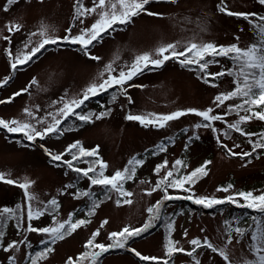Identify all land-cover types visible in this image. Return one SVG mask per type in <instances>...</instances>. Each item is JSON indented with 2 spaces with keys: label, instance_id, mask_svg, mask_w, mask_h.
Returning a JSON list of instances; mask_svg holds the SVG:
<instances>
[{
  "label": "rangeland",
  "instance_id": "obj_1",
  "mask_svg": "<svg viewBox=\"0 0 264 264\" xmlns=\"http://www.w3.org/2000/svg\"><path fill=\"white\" fill-rule=\"evenodd\" d=\"M5 2L6 0H0V36L9 35L4 27L9 21L19 23L23 28L21 32L12 36L11 44L0 38V81L11 76L9 82L0 87V100L7 101L15 92L26 87L33 77L38 81L27 93L15 97L10 103L0 104V118L6 120L30 119L24 113L25 108H30L37 118L46 117L47 122H50L51 117L47 114L55 113L61 106L53 102L59 101L61 97L71 98L80 94L90 82L97 79L105 64L115 61L114 67L119 70L126 64H130L136 55L151 53L161 44L176 41L186 43L195 39L196 42H213L217 45L238 43L243 48L247 47L253 39L245 21L229 17L217 10L220 0H180V3L175 6L154 3L150 10L163 13V18L142 14L134 18L130 24L117 25L115 30H109L100 43L91 47L92 54L101 57L99 61H92L85 57L80 52L79 45L61 42L47 46L38 58L28 65L18 67L16 72H12L5 50L11 48L14 54L23 50L30 33L38 32L41 24L48 26L50 34L63 37L66 35L65 30L69 27L73 28L72 34L75 35L81 28L90 26L94 22V17H87L84 24L75 22L73 20L74 0H43L42 4L37 0H32L31 4L20 0V3L12 6L8 12L2 10ZM91 2L92 0H83L85 6L90 7ZM226 2L232 11L257 12L264 15V6L258 5L256 0H226ZM201 26L205 30L201 31ZM237 36L238 41L235 39ZM38 40V36L32 37L33 44ZM218 59L220 63L210 65L209 71L215 73L231 67V61L228 59ZM199 75L195 68L192 70L181 68L176 61H169L159 69H146L142 75L130 82L144 86L129 89L133 103L129 104L124 96H119L118 100L112 103L111 94L113 92L118 94V90L110 89L101 100L89 103V107H93L95 113L111 108L112 113L109 117L94 123L82 124L78 129L65 131L60 138L53 135L43 141L37 140L35 144H30L24 140L22 134L7 133L6 130L0 129V172L5 173L6 178L22 181L27 177L35 181L30 190L39 197L40 201L47 202L53 197L59 201L58 218L60 220L67 219L69 213L79 211L82 205H89L90 201L88 198L76 199L70 194L77 188L69 189L63 195L60 194L64 185L72 183L77 174L66 166H54L39 147L40 144H44L54 153L63 151L67 145L77 140L88 149L99 145L100 157L109 165L106 171L108 175L117 169H122L133 156L146 160L137 172L136 178L127 185V190L133 193L130 198L133 203L118 206L116 204L118 196L111 193V199L102 200L92 217L83 215L82 211L78 212V217L90 219L91 223L78 229L65 240L57 242L53 246L55 251L43 264H65L68 257L78 256L85 250L83 245L90 238L91 233L100 228L101 222L105 219L109 223L100 229L101 234L97 237V242L105 244L110 243L107 239L108 233L118 231L124 226H141L148 217L146 209L163 195L162 192L157 191L149 196L147 190L160 178L153 170L164 160L168 161L169 168L176 159L184 160L187 168L181 169L182 173L195 169L205 160L212 161L208 166L209 175L194 186V192L197 195L224 197L228 193L217 192L216 189L227 186L229 183L234 185L231 191H253L255 194L264 192V150H258L260 158H256L257 154H254L250 164H246L247 158L241 160L239 157L229 156L226 149L217 143V133H213L210 129L194 128V125L200 122V118L193 114L172 121L163 129L144 128L138 122L124 119L129 113L168 114L187 108L199 110L215 108L214 97L234 87L231 77H221L214 81L218 87H212L203 83L198 78ZM236 102L238 101L226 103ZM225 111L226 106L215 109L214 114L223 115ZM225 119L228 122H234L238 117L232 113ZM32 122L35 123V121ZM74 122L76 124L79 121L75 119ZM37 126L42 128L45 125ZM214 126L221 130L220 138L229 148H233L238 153L251 151L252 146L247 142V137L232 132L231 138H225L222 132L226 125L217 121ZM242 127L247 132L261 133L264 130V122L253 120ZM197 135L199 139L194 138ZM255 138L256 136L252 137L254 141ZM167 142L170 144L165 152L157 156L153 155L156 145L161 143L165 145ZM236 144L240 147L235 148ZM65 159H71V157L66 156ZM163 174L162 171L160 175ZM80 185L83 190L91 189L94 193L105 190L100 186H90L86 178H81ZM173 194L177 193L173 192ZM16 204L24 206L22 190L15 185L0 182V207H15ZM176 208L174 204L166 206L167 211ZM223 220H225L223 212L214 213L213 210L205 208L180 214L176 219L173 238L180 241V245L186 250H190L191 247L188 240L196 237L203 239L205 236L214 245L222 247L224 244ZM51 222L52 218L45 215L39 221H35L34 226H47ZM185 229L188 230L186 238L182 235ZM201 229L204 231L202 232ZM27 235L31 246L21 244L18 253H5L0 250V264H7V256L10 254L17 257V264H29L26 260L32 248L37 247L47 238L36 233ZM165 236L166 231L163 227L154 229L149 234L130 241L129 247L135 248L144 255L161 257L164 255ZM22 238V235H17L12 222H9L5 245L11 240ZM200 251L203 253L200 256L201 264H222L220 258L211 254L210 250ZM239 254L238 248L236 255ZM99 264H145V262L139 261L127 249H122V251L112 250L106 253ZM173 264H191V261L186 255L178 253L174 257Z\"/></svg>",
  "mask_w": 264,
  "mask_h": 264
},
{
  "label": "snow or ice",
  "instance_id": "obj_2",
  "mask_svg": "<svg viewBox=\"0 0 264 264\" xmlns=\"http://www.w3.org/2000/svg\"><path fill=\"white\" fill-rule=\"evenodd\" d=\"M26 4H31L32 0H24ZM43 3V0H37ZM20 3V0H6L2 7L4 12H8L12 6ZM154 3H166L170 5H178L180 0H92L91 6H85L83 0H74L73 20L79 24H84L87 17L93 16L94 22L90 26L81 28L80 31L73 35V28L66 29V35L63 37L50 34L47 25L41 24L38 32L30 33L27 41L24 43L23 50L13 53L11 48L6 49L9 58L10 69L16 72L18 67H22L32 62L35 58L46 50L49 45H57L58 43H67L71 45H79L80 52L92 61L101 60L100 56L93 55L91 47L100 43L103 36L109 33V30H115L117 25H127L134 21V18L144 14L149 17L163 18L164 14L150 10ZM260 6H264V0H256ZM217 10L229 17H235L238 20L245 21L249 26L253 39L247 47H241L238 43L230 45H217L213 42H196L195 39L186 43L181 41L161 44L156 47L153 52H145L134 57L130 64H126L119 70L114 67L115 61L105 64L103 70L98 74L96 80L90 82L80 94L75 97H61L59 101L53 104H60L55 111L49 112L48 117L51 121L47 122V118H37L36 114L30 108H25L24 113L30 119H3L0 118V129L6 130L7 133L22 134L24 140L35 144L37 140H45L53 135L62 136L65 131H71V128L65 129L61 125L70 117H75L81 124L94 123L109 117L112 113L111 108H107L99 113L77 111L81 109L87 101L102 93L108 92L110 89H117V92L111 94V102L115 103L119 96L126 97L129 104L133 103L129 95V89L133 87L142 88L143 85L130 83L139 75H142L146 69H159L169 61H176L181 68L192 70L195 68L199 72V79L206 85L218 87L214 81L221 77L228 76L232 78L234 87L227 92H221L214 97L213 104L215 108L209 107L205 110L196 108H187L173 111L168 114L148 113L127 114L124 119L126 121L138 122L142 127H154L163 129L170 122L176 121L181 117L193 114L200 118V122L194 125L195 129H210L213 133H217V143L226 149L227 154L233 157H239L246 160V164L252 163V157L257 154L256 158H260L258 150H264V132L252 133L245 131L242 127L247 123L256 120L264 122V15L257 12H237L229 9L226 0H220L217 4ZM9 33L6 36H0L8 44L12 43V36L21 32L23 26L19 23L9 21L4 25ZM205 30L201 26V31ZM244 31V29H240ZM39 37L38 42L33 44L32 37ZM237 41L239 37L235 38ZM182 49V50H181ZM218 58H226L231 61V67L219 72L209 71L210 65L219 64ZM11 76L5 77L0 81V87L6 85ZM38 81L35 77L29 84L15 92L7 101L0 100V104L10 103L15 97L27 93L29 89L36 85ZM238 101L236 103H226L230 101ZM226 111L223 115L214 114L215 109L224 108ZM37 110H39L37 108ZM235 113L238 119L234 122H228L225 117ZM243 113V114H241ZM32 121H35L33 123ZM220 121L226 125L222 135L225 138H231V133L236 132L241 136L247 137V142L252 146L251 151L235 152L233 148H229L220 138V129L214 126V123ZM37 125H45L40 128ZM253 136H258L255 141ZM199 139V136H195ZM27 146V145H25ZM39 147L49 157L50 162L56 166H66L67 169L76 173L78 177L86 178L90 186H100L105 189V198L111 199V193L118 196L116 204L119 206L130 205L133 201L130 199L133 195L131 191L125 188V184L133 181L137 176L138 168L143 167L146 163L145 159L133 156L130 158L122 169L115 170L111 175H107L106 171L109 165L100 157V146L96 145L91 149L85 148L81 141L77 140L61 151L52 152L44 144ZM239 148L240 145H234ZM166 146L161 143L155 146L153 154L165 152ZM70 156L71 159H65ZM82 162L87 167H78L77 163ZM212 163L205 160L203 164L191 170L190 172H181L186 169L187 164L182 159H176L171 168L168 167V161L164 160L157 164L154 173L160 178L155 184L147 190V195L159 191L163 195L152 206L146 209L148 213L147 220L139 227L124 226L118 231L108 233L107 239L110 243L97 242L100 236V229L109 223L103 220L100 228L91 233V236L84 243V251L78 256L68 257L65 264H99L101 257L106 253L116 249H127L133 253L141 262L145 264H172L176 254H184L190 258L191 264H201L200 256L203 254L200 250H210L211 254L218 256L222 264H264V192L255 194L253 191H231L234 185L229 183L227 186H221L216 189L217 192L228 193L224 197L197 195L194 192V186L204 177L209 175L208 166ZM246 164L244 166H246ZM163 175L161 176V172ZM0 182L8 185H15L23 192L24 206L16 204L15 207H0V250L5 253H18L21 244L28 243L29 233L40 234L46 237L41 243L45 247L28 255L29 264H43L51 253L55 251L54 245L57 242L70 237L78 229L91 223L87 218H75V213H69L67 219L60 220L59 217V201L53 197L47 202L39 200V197L31 192V188L35 181L25 177L22 181L6 178V174L0 172ZM146 183V181H141ZM75 183L64 185L61 190L63 195L67 190L74 189ZM172 190V191H170ZM173 192L177 194H173ZM76 199L88 198L90 206L86 213L87 217L95 215L96 210L100 207L102 200L95 197V193L89 190H79L70 193ZM187 200L192 204L201 206L205 209H212L220 205L230 204L238 208L252 210L258 215L250 218V223L241 226V221L235 220L224 221V244L222 247L214 245L210 239L205 236L188 240L191 246L190 250H186L180 245V241L173 238L175 232L176 221L171 216L168 217L165 225L167 235L163 243L164 255L157 257L154 255H144L135 248L129 247V242L134 238L141 237L148 233L160 221L164 215V209L168 201ZM242 201V202H241ZM26 208V212H25ZM48 215L52 218L51 224L47 226H34L35 221H39L42 217ZM175 215V214H173ZM9 222H13V226L17 235H22L20 240H11L6 245V230ZM203 232L204 229H201ZM183 237L188 236V230L183 231ZM53 245V246H49ZM242 245V247H240ZM239 248V255H236ZM7 264H17L15 255L7 256Z\"/></svg>",
  "mask_w": 264,
  "mask_h": 264
},
{
  "label": "trees",
  "instance_id": "obj_3",
  "mask_svg": "<svg viewBox=\"0 0 264 264\" xmlns=\"http://www.w3.org/2000/svg\"><path fill=\"white\" fill-rule=\"evenodd\" d=\"M105 94H107V92L106 93H102V94H100V95H98L96 97L91 98L89 101H87L85 103V105L81 109H77V111L78 112L79 111H82V112H85V113H87V112H94V109L89 107V103L94 102V101L98 102L99 100L102 99V97ZM75 119H76L75 117H70L68 120H66V121L63 122V124L61 125V127L62 128H65V129H68V128H71V129L76 128V129H78V128H80L82 124L80 122H78V123L75 124V122H74ZM263 132H264V130H263ZM62 136H56L55 135V137H57V138H60ZM256 139H258V136H256L255 140ZM83 165H85V167H87V165L84 164V163H82V162L77 163V166L78 167H82ZM139 169L140 168H138V171H139ZM81 178H83V177H78L77 176L75 178V180L72 181V183H75V186H76L75 188H77L79 190H83L82 187H81V185H80ZM130 182H132V181H129V182H127L125 184V188L126 189H127V185ZM105 191L106 190H103L101 193L100 192L99 193H95V197L94 198H98L100 200L106 199L105 198ZM168 202H167L166 206L169 205V204H174V205H176L177 208L175 210H169V211H167L166 210V207H165V209H164V215H163L162 219L160 221H158L156 223V225L152 229H150V231L148 233L143 234L141 237L149 234L154 229H159V228H162V227L165 229L166 235H167V230H166L165 225L167 223L168 217L171 216L176 221L177 217L180 214H183V213H186V212H189V211L195 212L196 210H203V207L198 206V205H195V204H192L191 201H187V200H176V201H170L169 203ZM89 206H90V204L89 205H82L81 206V209L79 211L73 212V213H75V218H76L78 212H80V211H84L85 212V215H86ZM208 210H213L214 213H217V212H220V211L223 212L224 213V216H225V220H235V219L238 218L242 222L241 223V226H246L247 223H250L251 216L258 215V213H255L252 210L244 209V208H238V207H236L234 205H230V204L220 205V206H217L215 208L208 209ZM173 214H175V215H173ZM225 220H223V223H224ZM7 230H8V228H7ZM7 230H6V234H7ZM141 237H138V238H141ZM49 246H53V245H50L49 244ZM44 247H45V245L43 243L40 244V245H37V247L32 248L31 253L38 252V251L42 250ZM118 251H122V249H116V250H114V252H118ZM26 261H27V263H29L28 258H27Z\"/></svg>",
  "mask_w": 264,
  "mask_h": 264
}]
</instances>
